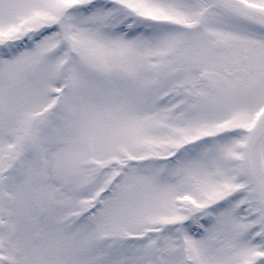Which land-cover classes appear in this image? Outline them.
<instances>
[{
  "label": "snow or ice",
  "instance_id": "obj_1",
  "mask_svg": "<svg viewBox=\"0 0 264 264\" xmlns=\"http://www.w3.org/2000/svg\"><path fill=\"white\" fill-rule=\"evenodd\" d=\"M0 264H264V0H0Z\"/></svg>",
  "mask_w": 264,
  "mask_h": 264
}]
</instances>
